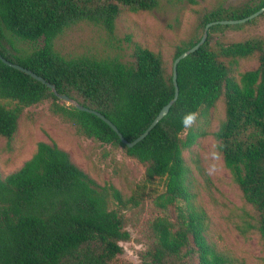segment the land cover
Wrapping results in <instances>:
<instances>
[{
    "label": "trees",
    "instance_id": "obj_1",
    "mask_svg": "<svg viewBox=\"0 0 264 264\" xmlns=\"http://www.w3.org/2000/svg\"><path fill=\"white\" fill-rule=\"evenodd\" d=\"M159 2L0 0V54L55 85L58 93L98 111L127 141H133L173 97L172 64L167 68L159 55L139 45L131 63L64 56L55 49V41L80 24L101 28L111 36L122 9L153 11ZM252 2L240 7L219 4L206 12L194 35L176 47L173 60L199 41L206 24L242 19L264 6V0ZM240 27L217 25L208 30L205 43L178 64L176 102L132 148L123 145L98 117L59 101L45 85L0 61V136L11 140L22 111L47 101L49 111L81 135L122 148L144 164L147 181H164L156 206L174 207L175 218L154 221L155 244L146 252L145 264H244L219 253L210 242L206 215L192 204L183 157L197 138L188 131L192 121L185 125L184 117L207 113L222 98L225 118L214 138L225 168L257 213L253 228L264 239V41L212 42L213 33ZM15 39L42 45L21 53L14 49ZM251 57H256L257 67L236 79L233 73L239 60ZM111 196L116 205L126 203L118 191ZM109 198L68 153L55 144L39 142L18 170L0 174V264H111L130 233L119 211L110 208Z\"/></svg>",
    "mask_w": 264,
    "mask_h": 264
},
{
    "label": "rangeland",
    "instance_id": "obj_2",
    "mask_svg": "<svg viewBox=\"0 0 264 264\" xmlns=\"http://www.w3.org/2000/svg\"><path fill=\"white\" fill-rule=\"evenodd\" d=\"M252 1L257 0H160L153 11L122 9L113 35L89 24H80L56 39L55 49L64 56L91 55L131 63L134 47L139 45L159 55L169 68L176 47L194 35L196 25L206 12L219 4L240 7ZM250 39L264 41V14L239 29L212 34V42L223 45ZM41 45V42L14 40V49L21 53H29ZM256 67V57L239 60L233 76L238 79L240 73ZM224 118L225 105L221 98L207 113L199 112L189 125L188 131L197 137L183 152L194 195L192 204L195 210L205 213L206 234L219 253L244 264H264V239L253 228L257 213L245 202L225 168L214 138ZM39 142L55 144L68 153L71 161L89 175L99 189L106 190L110 208L117 209L123 217L130 239L121 243L123 251L111 264H145V254L155 244L154 221L175 218L174 207L156 206L165 190L164 181H147L144 164L127 156L122 148L81 135L63 118L53 115L47 101L22 111L11 140L0 136L1 176L18 170L32 157ZM113 191L121 194L126 201L124 205H116L111 196Z\"/></svg>",
    "mask_w": 264,
    "mask_h": 264
},
{
    "label": "water",
    "instance_id": "obj_3",
    "mask_svg": "<svg viewBox=\"0 0 264 264\" xmlns=\"http://www.w3.org/2000/svg\"><path fill=\"white\" fill-rule=\"evenodd\" d=\"M264 13V6L261 7L259 10L255 11L254 13H252L251 15L242 18V19H237V20H219V21H213L210 22L208 24H206V26L203 29V33L202 36L200 37L199 41L193 45L191 48L183 51L180 55H178L172 62V84L174 87V93H173V97L168 101V103L166 105H164L161 110L158 112V114L155 116V118L152 120V122L149 124V126L145 129V131L143 133H141L136 139H134L133 141H127L123 135L119 132V130L117 129V127L109 120L107 119L104 115H102L101 113H99L98 111H95L93 109L87 108L85 106L80 105L76 100L71 99L70 97H68L65 94H60L57 92L55 85L47 82L44 78H42L41 76L35 74L33 71L22 67L21 65H18L16 63H12L10 61H8L7 59H5L1 54H0V61L5 64L7 67H10L14 70L20 71L28 76H30L32 79L40 82L41 84L45 85L52 93L53 95L61 102H64L68 105H72L74 106L77 110L81 111V112H85L88 114H92L96 117H98L101 121H103L105 124H107L118 136L120 142L125 145L128 148H132L135 145H137L138 143H140L141 141H143L147 135L150 133V131L168 114L170 108L172 107V105L176 102L178 95H179V89H178V84H177V67L178 64L184 60L185 58H187L189 55L193 54L194 52H196L206 41L207 39V35H208V30L213 27V26H217V25H221V26H231V25H241V24H245L257 17H259L260 15H262Z\"/></svg>",
    "mask_w": 264,
    "mask_h": 264
},
{
    "label": "clouds",
    "instance_id": "obj_4",
    "mask_svg": "<svg viewBox=\"0 0 264 264\" xmlns=\"http://www.w3.org/2000/svg\"><path fill=\"white\" fill-rule=\"evenodd\" d=\"M195 119V115L194 114H188L184 117L183 119V123L185 125H187L189 122L193 121Z\"/></svg>",
    "mask_w": 264,
    "mask_h": 264
}]
</instances>
